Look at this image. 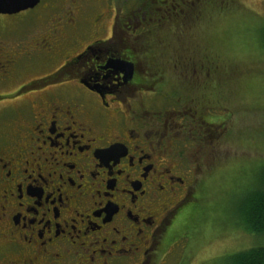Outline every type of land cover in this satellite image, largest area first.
Wrapping results in <instances>:
<instances>
[{
	"label": "flooded vegetation",
	"instance_id": "obj_1",
	"mask_svg": "<svg viewBox=\"0 0 264 264\" xmlns=\"http://www.w3.org/2000/svg\"><path fill=\"white\" fill-rule=\"evenodd\" d=\"M44 1L0 14L1 264H158L224 122L197 97L141 102L159 86L141 74V49L162 48L191 1ZM99 2L106 39L78 28Z\"/></svg>",
	"mask_w": 264,
	"mask_h": 264
},
{
	"label": "rangeland",
	"instance_id": "obj_2",
	"mask_svg": "<svg viewBox=\"0 0 264 264\" xmlns=\"http://www.w3.org/2000/svg\"><path fill=\"white\" fill-rule=\"evenodd\" d=\"M190 1L177 12L186 25H178L174 13L171 36L155 40L162 48L141 49V74L159 85L143 92L141 102L154 111L197 97L205 119L224 122L216 149L200 153V185L169 227L158 264H231L230 256L264 246V237L248 235L241 225L264 177V0ZM104 5L91 4L90 16L99 11L101 22L83 18L79 30L108 38L113 18ZM35 12L25 19H36Z\"/></svg>",
	"mask_w": 264,
	"mask_h": 264
},
{
	"label": "trees",
	"instance_id": "obj_3",
	"mask_svg": "<svg viewBox=\"0 0 264 264\" xmlns=\"http://www.w3.org/2000/svg\"><path fill=\"white\" fill-rule=\"evenodd\" d=\"M254 195L245 210L241 225L248 235L264 237V177L262 190L255 192ZM230 260L231 264H264V246L238 252L230 256Z\"/></svg>",
	"mask_w": 264,
	"mask_h": 264
},
{
	"label": "water",
	"instance_id": "obj_4",
	"mask_svg": "<svg viewBox=\"0 0 264 264\" xmlns=\"http://www.w3.org/2000/svg\"><path fill=\"white\" fill-rule=\"evenodd\" d=\"M42 0H0V14L14 15L27 10L34 9ZM129 72H133L130 65ZM132 76V75H131Z\"/></svg>",
	"mask_w": 264,
	"mask_h": 264
}]
</instances>
